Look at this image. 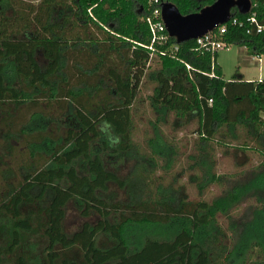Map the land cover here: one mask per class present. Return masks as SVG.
<instances>
[{"label":"trees","instance_id":"obj_1","mask_svg":"<svg viewBox=\"0 0 264 264\" xmlns=\"http://www.w3.org/2000/svg\"><path fill=\"white\" fill-rule=\"evenodd\" d=\"M163 1L188 15L216 0ZM249 1L247 14L231 11L221 39L257 57L264 54V0ZM149 12L146 0H0V154L8 155L0 162V212L11 225L9 243L0 245V264L11 261L20 234L32 229L31 217L22 212L27 206L42 218L47 264H264V80L227 81L218 66L209 77L214 57L194 52V40L178 43L176 59L157 57L150 105L165 118L194 117L199 162L212 160L209 145L216 135L263 157L242 185L229 175L214 178L231 185L212 203L176 202L155 181L151 158L139 154L132 136L131 109L151 60L144 47L150 33L142 20ZM248 18L263 29L257 32ZM38 52L46 61L43 68ZM184 63L193 68L191 74ZM68 111L72 128L60 133L38 128ZM99 124L108 129L105 150L113 141V155L133 150L140 158L124 178L106 168L94 147ZM111 184L126 192L125 200L98 195ZM247 192L261 207L247 209L250 218L234 232L236 243L228 246L219 232L212 233L215 215ZM70 201L81 206V217L94 213L98 219L94 224L84 221L68 236L62 223ZM103 234L113 242L106 249L96 246ZM133 234L138 240L130 244ZM74 247L81 251V262L58 251ZM13 258L12 264H27L21 255Z\"/></svg>","mask_w":264,"mask_h":264},{"label":"rangeland","instance_id":"obj_2","mask_svg":"<svg viewBox=\"0 0 264 264\" xmlns=\"http://www.w3.org/2000/svg\"><path fill=\"white\" fill-rule=\"evenodd\" d=\"M31 4H38L41 0H23ZM5 13L12 14L9 7H5ZM57 17V16H56ZM37 61L43 68L46 64L41 52L37 53ZM157 57L153 56L149 62V68L145 71L141 86L137 93V99L132 106V136L133 141L139 148V154H144L151 158L148 165L154 167L155 181L168 188V193L172 195L175 201L187 199L189 201H206L212 203L223 195L224 190L231 185L227 180L217 181L214 178L220 176H232L233 181L241 185L250 177L249 175L256 171L257 166L263 160V157L252 149L242 152L238 148L239 142L229 141L228 138L216 135L210 143L212 160L199 162L197 159L199 138L194 132L196 129V120L190 117L188 121L175 119L174 115L165 118L164 114L154 109L150 105L149 97L154 88L153 71L158 68ZM216 63L221 70V76L224 80L232 78H242L247 81L264 80V54L260 55V62L247 51L246 47L237 44H231L228 48L217 54ZM11 76V75H9ZM11 78V77H10ZM16 85L14 80L8 82ZM42 102V101H41ZM70 111L58 120L43 121L41 130H54L60 133L69 127H73V120L70 117ZM36 128V127H35ZM37 129V130H40ZM99 138L95 141L94 147L104 158L106 168L115 172L119 177H126L137 161H140L135 151L131 150L124 155H113L115 143H109L106 150L102 142L108 138V129L98 125ZM242 131L238 129V134ZM155 144V145H154ZM252 146V144H249ZM5 160L8 155L5 151L0 154ZM81 166V164L79 165ZM83 171V169H80ZM98 195L107 201L125 200L126 192L119 190L115 185H109L106 192H99ZM239 199L230 208L223 213L215 215V228L212 233L219 232L226 245L232 246L236 243L234 232H239L241 225L250 218L249 211L259 203L256 196L249 194L237 197ZM261 207V205H258ZM248 208H251L247 211ZM247 211V212H246ZM24 216H30L32 219V229L29 233L20 234V243L16 248L10 260H4L3 264H12L13 257L21 255L25 258L27 264H47L44 256V247L46 238L40 229L42 218L33 213L31 206L23 207ZM81 206L70 201L65 206V216L62 223L63 231L70 236L77 231L84 221L94 224L98 219L97 215L91 213L88 218L80 215ZM11 225L8 217L0 212V245L6 247L9 243L8 233ZM138 240V236H130V244ZM202 246L205 245L204 238L199 240ZM113 245L112 240L106 234L99 235L96 240V246L106 249ZM61 257L81 262V251L74 247L66 252L58 250ZM244 256V252L241 253ZM246 256L242 257L244 259Z\"/></svg>","mask_w":264,"mask_h":264},{"label":"built area","instance_id":"obj_3","mask_svg":"<svg viewBox=\"0 0 264 264\" xmlns=\"http://www.w3.org/2000/svg\"><path fill=\"white\" fill-rule=\"evenodd\" d=\"M146 3L150 12L147 16L142 18V20H144V22L148 26V30L150 33V44L149 46L144 47L150 51V58H152L153 56H166L172 59H176L177 53L179 51V44L176 41H171V38L173 37L168 34L161 18V5L164 3V1L146 0ZM229 21L230 19L228 20V22ZM246 21L249 24H254L256 26L257 32H260L263 29L261 26H258L256 24L254 18H248ZM227 23L219 25L202 37L195 39V46L192 50L197 54L209 53L213 57L216 53L228 48L230 44L221 39L222 35L226 32ZM232 25H237V21L233 20ZM240 25L241 23L239 24V26ZM247 32H249V30ZM257 60L260 61V56H257ZM184 65L188 73L191 74L193 68L189 64L184 63ZM209 77H214L213 67H211V73L209 74ZM206 102L208 105H211L212 99L209 98L206 100Z\"/></svg>","mask_w":264,"mask_h":264},{"label":"water","instance_id":"obj_4","mask_svg":"<svg viewBox=\"0 0 264 264\" xmlns=\"http://www.w3.org/2000/svg\"><path fill=\"white\" fill-rule=\"evenodd\" d=\"M250 5L249 0H216L197 13L181 15L172 3L164 2L161 5V18L168 34L177 43H183L202 37L227 23L233 9L242 15L247 14Z\"/></svg>","mask_w":264,"mask_h":264},{"label":"crops","instance_id":"obj_5","mask_svg":"<svg viewBox=\"0 0 264 264\" xmlns=\"http://www.w3.org/2000/svg\"><path fill=\"white\" fill-rule=\"evenodd\" d=\"M248 51V50H247ZM249 52V51H248ZM219 53V52H218ZM218 53H216L215 54V56H213L214 57V63H212L213 64V66H212V64H211V67H213L214 68V66H218L217 65V63H216V58H217V54ZM258 62H260V61H258ZM238 78H240V77H238ZM233 79H235V78H232L231 80H233ZM240 79H242V78H240ZM242 80H244V79H242ZM244 81H247V80H244ZM248 82H251V81H248ZM252 82H254V81H252ZM256 82V81H255ZM262 117L264 118V114H262Z\"/></svg>","mask_w":264,"mask_h":264}]
</instances>
